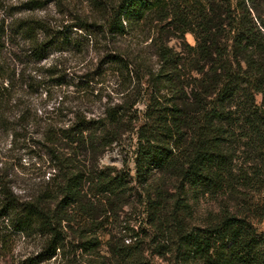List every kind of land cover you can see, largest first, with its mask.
<instances>
[{"label":"trees","instance_id":"1","mask_svg":"<svg viewBox=\"0 0 264 264\" xmlns=\"http://www.w3.org/2000/svg\"><path fill=\"white\" fill-rule=\"evenodd\" d=\"M97 6L106 53L84 98L102 99L96 79L118 89L98 117L74 111L67 122L59 108L34 123L48 172L23 195L0 174V252L21 239L39 251L19 264H264V0ZM65 33L36 18L13 30L35 63L78 45ZM6 35L0 22V47ZM7 76L0 130L16 106V75ZM125 138L134 168L103 167ZM189 191L209 203L197 222ZM137 204L145 227L123 225L120 214Z\"/></svg>","mask_w":264,"mask_h":264},{"label":"rangeland","instance_id":"2","mask_svg":"<svg viewBox=\"0 0 264 264\" xmlns=\"http://www.w3.org/2000/svg\"><path fill=\"white\" fill-rule=\"evenodd\" d=\"M29 1L0 0V22L7 27V35L0 47V85L7 86V75H16L12 81L16 106L9 111L6 127L0 130V174L9 176L19 195H23L27 187L43 180L45 172H48V158L39 143L38 129L33 127L39 117L59 108V117L67 122L72 119L70 112L74 111L88 117H98L104 112L108 94L118 89L115 79L109 78L104 84L96 79L91 87L97 89L95 94L101 89L102 99L88 101L84 98V84L89 76L96 75L106 49L103 35L100 34L103 23L97 4L110 0H40L39 5L43 8L26 10ZM28 18L40 19L60 28L78 45L70 44L61 52L52 51L48 59L41 63L25 60L21 54L23 44H19L13 30L16 23ZM187 39L189 43H195L193 36L188 35ZM171 45L178 47V42L173 41ZM133 151V141L125 138L121 144L105 153L101 164L117 170L125 165L133 169ZM48 176L50 174L47 173ZM197 197H201L199 202ZM187 199L197 222V218L206 213L209 203L194 191L188 192ZM120 220L124 222L123 225L145 227L143 207L140 204L126 207L120 214ZM260 230L264 232V222ZM11 246L12 252L9 249L0 252V264H19L39 251L38 243L34 241L17 239ZM156 263L171 264L168 260L160 259H156ZM43 264L60 263L53 259Z\"/></svg>","mask_w":264,"mask_h":264}]
</instances>
